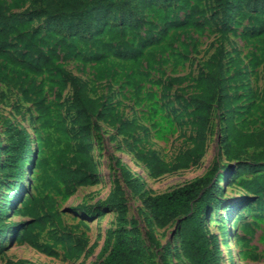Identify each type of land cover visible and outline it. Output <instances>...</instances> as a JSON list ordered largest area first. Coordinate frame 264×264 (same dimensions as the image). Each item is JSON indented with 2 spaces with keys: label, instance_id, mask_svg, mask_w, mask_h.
Returning a JSON list of instances; mask_svg holds the SVG:
<instances>
[{
  "label": "rangeland",
  "instance_id": "obj_1",
  "mask_svg": "<svg viewBox=\"0 0 264 264\" xmlns=\"http://www.w3.org/2000/svg\"><path fill=\"white\" fill-rule=\"evenodd\" d=\"M0 1L11 16L26 14L27 23L20 30L41 31V48L59 55L57 70L36 75L0 54V136L4 144L0 160V233L4 234L0 264L9 260L93 264L108 232L117 228L118 211L105 202L118 188L126 199L128 220L138 223L147 263L160 264V252L165 249L169 264H191L180 246L182 220L164 228L153 224L158 247L151 245L143 199L126 189L117 159L142 179L147 197L163 196L191 184L216 162L228 166L227 178L219 184L220 205L217 209L211 206L203 218L211 264H264V193H249L241 184L264 173L232 177L240 164H255L252 158L259 151L247 150L239 159L225 156L227 108L212 113L203 156L195 165L154 176L146 163L136 158L137 153H153L171 168L197 146V114L190 99L204 91V80L220 51L224 52L235 126L246 133L264 129V33L249 35L264 23V11L252 12L245 6L233 12L230 31L223 35L218 22L211 20L215 0H169L148 6L140 10L138 22L127 28L124 38L108 33L101 43L123 52L133 48L140 37L157 35L165 20L186 22L194 8L198 9L195 19L204 26L173 27L140 58L125 61L111 51H98L101 43L96 41L64 43L56 39L47 29L42 0ZM7 43L17 46L8 48L15 56L27 58V45L18 44L14 33ZM102 54L106 55L104 61L97 59ZM66 74L85 85L88 99L99 111L92 121L100 126L92 133L90 153L98 183L76 187L71 194L66 192V176L80 163L77 150L81 135ZM8 123L25 131L32 141L19 185L7 165L5 151L11 147Z\"/></svg>",
  "mask_w": 264,
  "mask_h": 264
},
{
  "label": "trees",
  "instance_id": "obj_2",
  "mask_svg": "<svg viewBox=\"0 0 264 264\" xmlns=\"http://www.w3.org/2000/svg\"><path fill=\"white\" fill-rule=\"evenodd\" d=\"M167 3L169 0H122L120 2L113 0H42L47 29L56 36V39L59 37L64 43H68V41L72 43L96 41L97 44H100L102 37L108 33L124 38L127 28L138 22L136 17L141 9ZM215 4L216 8L211 20L218 22L223 35L230 31V18L233 12L245 6L252 12L264 11V0H215ZM197 14L198 9L194 8L186 18V22L170 23L169 20H165L163 29L157 35L148 34L145 37H140L133 48L123 52L115 49L112 45H103V43L97 49L98 51H100L99 49L111 51L121 60H136L142 56L144 50L158 45L173 27L203 28L204 24L198 23L195 19ZM25 16L26 14H23L21 18L11 16L0 1V54L7 56L14 64L36 75L57 70L59 55L55 51L46 52L41 48L39 43L41 31L28 33L20 30L19 27L27 23ZM13 33L17 36L18 44L27 45L29 52L26 59H19L8 50L11 46L7 41ZM263 33L264 23L261 24L258 31H249V35L253 36ZM11 48H17V46ZM97 59L104 61L106 55L102 54ZM66 76L73 90L75 122L81 135V146L77 150V159L80 160V163L76 171H68L66 176V192L71 194L76 187L98 183L97 167L90 153L93 150L92 133L99 131L100 126L97 122L92 121L94 114L99 111L97 106L88 99L85 85L74 76L68 74ZM227 82L224 52L220 51L217 63L212 66L204 80V91L190 99L197 114V146L187 152L171 168H168L153 153H137L136 158L146 163L152 175L161 176L168 171H177L189 164L198 163L203 156L211 115L214 111L223 112L225 108L229 113L226 118L229 142L225 145V156L228 159H239L246 154L247 150L259 151V154L252 158L256 162L255 164H240L232 177L239 178L245 175L264 173V164H262L264 162V129L255 133H246L235 126ZM6 134L11 144V147L5 151L9 155L7 165L14 171L17 185H19L24 178L32 150V141L25 131L15 127L12 123H8ZM3 148L4 144L0 136V160ZM116 167L126 189L134 196H140L143 199V206L147 211L146 223L149 227L151 245L158 247V242L152 231L153 224L164 228L176 220H182L179 240L183 254L191 264H211L212 254L209 250L203 218L211 206L215 209L219 207V184L226 180L225 172L229 170V167L221 166L219 162H216L200 179L157 197L144 195V182L133 174L131 169L120 159L116 160ZM241 184L249 193L263 194L264 174H260L255 180L242 181ZM105 203L118 211L117 228L108 232L103 249L93 264H148V253L142 241L138 223L136 220L129 221L127 218L128 208L123 191L118 188L108 196ZM3 237L4 234L0 233V243ZM164 251L160 252V264H169ZM25 263L24 260L17 263L9 260L6 264Z\"/></svg>",
  "mask_w": 264,
  "mask_h": 264
}]
</instances>
